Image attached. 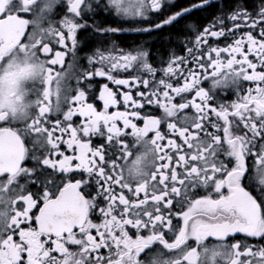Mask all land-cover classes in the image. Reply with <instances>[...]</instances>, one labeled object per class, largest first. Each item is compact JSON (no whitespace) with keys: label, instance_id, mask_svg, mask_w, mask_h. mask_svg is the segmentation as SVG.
Masks as SVG:
<instances>
[{"label":"snow or ice","instance_id":"obj_1","mask_svg":"<svg viewBox=\"0 0 264 264\" xmlns=\"http://www.w3.org/2000/svg\"><path fill=\"white\" fill-rule=\"evenodd\" d=\"M58 3L0 0V264H264V4L187 25L158 69L99 46L80 64L81 33L123 30L89 17L163 16L147 32L211 0Z\"/></svg>","mask_w":264,"mask_h":264},{"label":"flooded vegetation","instance_id":"obj_2","mask_svg":"<svg viewBox=\"0 0 264 264\" xmlns=\"http://www.w3.org/2000/svg\"><path fill=\"white\" fill-rule=\"evenodd\" d=\"M196 0H166V12L167 15L171 12L178 11L183 7L189 6ZM63 0L55 6L54 12L51 15L53 21H59L63 15L62 9ZM242 5L248 11H259V8L264 4V0H211L210 6L203 10L196 9L193 12L182 19L178 23L172 25L163 26L160 29H154L152 31H140L148 27L149 23H157L163 16L157 17L150 15L143 20L141 18H127L117 16L113 11L111 14L107 11L98 12L94 17L90 16L88 19L89 25L93 23L100 25L102 28L115 27L123 29L116 33H97L93 28H89L86 33H81L82 39L78 47L77 55L80 57V64H86L84 59L85 55L91 54L92 50L99 46L103 51L104 48H114L116 50L124 49L130 51L145 50L149 53V63L154 67H162V61L166 62L170 57V54L175 51L178 55H183L184 44L186 43V37L194 35L191 28L187 25L194 24L197 28L202 27L206 24L212 23L215 16L221 15L222 12L227 14L229 11L235 8L236 5ZM66 61L71 59L70 56L65 58ZM67 67V63L65 64ZM76 69H73L75 71ZM130 73L135 75L146 76L147 74L136 69H130ZM128 75V74H125ZM158 76L161 75L159 72ZM101 83L107 82L106 78L97 77ZM71 86H75V80L72 79L68 82ZM110 83V82H109ZM209 82H205L204 86L207 87ZM113 88L115 86L111 85ZM249 86L245 82V87ZM98 96V92L96 93ZM217 102H223L231 99H235V96L230 90L218 91ZM96 106L98 110L102 109V102L96 100ZM162 115V110L158 112ZM74 120H78L79 117H74ZM100 137H94L93 142L99 143ZM131 140V138H129ZM137 149L132 148L133 156ZM250 243H255V240H250ZM220 264H225L224 260H221Z\"/></svg>","mask_w":264,"mask_h":264}]
</instances>
